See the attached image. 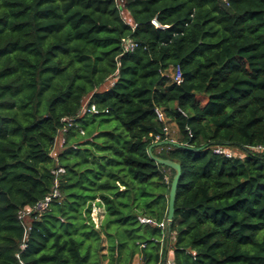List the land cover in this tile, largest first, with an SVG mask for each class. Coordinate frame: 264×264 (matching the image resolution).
Returning a JSON list of instances; mask_svg holds the SVG:
<instances>
[{"label":"trees","instance_id":"16d2710c","mask_svg":"<svg viewBox=\"0 0 264 264\" xmlns=\"http://www.w3.org/2000/svg\"><path fill=\"white\" fill-rule=\"evenodd\" d=\"M169 261L264 264V0H0V264Z\"/></svg>","mask_w":264,"mask_h":264},{"label":"built area","instance_id":"2783aa9c","mask_svg":"<svg viewBox=\"0 0 264 264\" xmlns=\"http://www.w3.org/2000/svg\"><path fill=\"white\" fill-rule=\"evenodd\" d=\"M132 47H133V43H131L130 40H128V39L125 40V49H130ZM173 80L176 81L177 83H179L182 80V77H181L179 72H176L174 74ZM90 109L95 111L94 104L91 105ZM155 111H156V115H157L159 120H162V121L166 120L164 113L160 109H156ZM64 119L65 118H63V120ZM66 120L70 121L69 119H66ZM166 125L163 127V130L167 132V126ZM213 152L216 154H223L224 156H231L232 155L231 150H229L226 147H222V146L214 147ZM58 170L63 171V169L61 167L58 168ZM57 194H58V191L55 189L52 195L54 196ZM50 198H51V195H46L43 200L37 202L33 206L25 205L23 207V209L21 210V216L29 215L32 212H41V211L45 210L46 207L48 206ZM139 219H140V221H143V222H150V219L145 218V217H139ZM24 247H25V243L23 242L20 245V249H23ZM168 264H172V263L169 261Z\"/></svg>","mask_w":264,"mask_h":264},{"label":"water","instance_id":"95a60500","mask_svg":"<svg viewBox=\"0 0 264 264\" xmlns=\"http://www.w3.org/2000/svg\"><path fill=\"white\" fill-rule=\"evenodd\" d=\"M160 143L161 142L158 141V142L152 144L148 148V154L150 155V157L153 160L157 161L160 164L166 165V166H168L174 170V174L172 176L170 188H169V192H168V206H167V215H166L167 223L170 225L172 223L173 216H174V204H175L176 188H177V183H178V179L180 176L181 168H180V164L178 162H176L172 159H169V158L159 157V156L152 153V151H151L152 146L156 145V144H160Z\"/></svg>","mask_w":264,"mask_h":264},{"label":"rangeland","instance_id":"374dc122","mask_svg":"<svg viewBox=\"0 0 264 264\" xmlns=\"http://www.w3.org/2000/svg\"><path fill=\"white\" fill-rule=\"evenodd\" d=\"M111 81L108 80L107 84H109V82ZM167 133H168V137H170L172 140L177 138V126L175 125L174 122H169L167 123ZM61 141V137L57 138V145H56V149L59 147ZM256 150H260V148L256 149ZM237 153H239L238 150H236ZM91 216L93 218V221L98 224L100 222V220L103 218L104 216V209L101 206H97L94 205L91 211ZM137 262V258L135 260Z\"/></svg>","mask_w":264,"mask_h":264}]
</instances>
